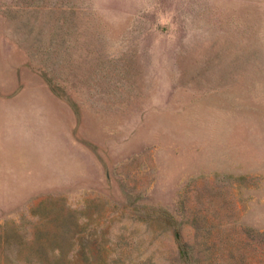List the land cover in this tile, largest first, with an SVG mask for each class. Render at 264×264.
I'll use <instances>...</instances> for the list:
<instances>
[{"label": "rangeland", "instance_id": "1", "mask_svg": "<svg viewBox=\"0 0 264 264\" xmlns=\"http://www.w3.org/2000/svg\"><path fill=\"white\" fill-rule=\"evenodd\" d=\"M0 264H264V0H0Z\"/></svg>", "mask_w": 264, "mask_h": 264}]
</instances>
